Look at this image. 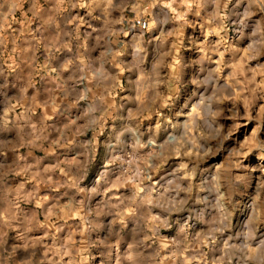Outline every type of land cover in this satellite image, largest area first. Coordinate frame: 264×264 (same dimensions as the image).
<instances>
[{"label":"rangeland","instance_id":"1","mask_svg":"<svg viewBox=\"0 0 264 264\" xmlns=\"http://www.w3.org/2000/svg\"><path fill=\"white\" fill-rule=\"evenodd\" d=\"M0 264H264V0H0Z\"/></svg>","mask_w":264,"mask_h":264},{"label":"bare ground","instance_id":"2","mask_svg":"<svg viewBox=\"0 0 264 264\" xmlns=\"http://www.w3.org/2000/svg\"><path fill=\"white\" fill-rule=\"evenodd\" d=\"M34 240V239H33Z\"/></svg>","mask_w":264,"mask_h":264}]
</instances>
